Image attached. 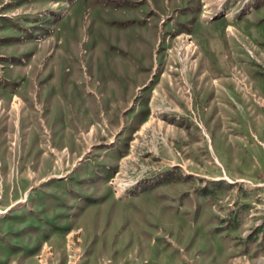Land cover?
Segmentation results:
<instances>
[{"label":"rangeland","instance_id":"374dc122","mask_svg":"<svg viewBox=\"0 0 264 264\" xmlns=\"http://www.w3.org/2000/svg\"><path fill=\"white\" fill-rule=\"evenodd\" d=\"M262 4L0 0V264H264Z\"/></svg>","mask_w":264,"mask_h":264},{"label":"crops","instance_id":"0c3cea01","mask_svg":"<svg viewBox=\"0 0 264 264\" xmlns=\"http://www.w3.org/2000/svg\"><path fill=\"white\" fill-rule=\"evenodd\" d=\"M262 5H264V4H262ZM13 97L18 99V97H17L16 94H13ZM13 102H14V101H13ZM15 103L17 104L18 102H14V105H15ZM10 201H11V197H10ZM0 203H1V202H0ZM12 203H13V202L11 201V202L5 204L3 208L0 206V209L5 210V209L8 208ZM240 225H241V224H240ZM240 225H238V224H235V225H234V227H235V231H236V232H237V230H240V227H241ZM240 234H241V233H240ZM236 244H237V248H238L239 250H241V249L243 248V245H242V244H240V243H236ZM249 248H250V247H249ZM248 251H250V249H248Z\"/></svg>","mask_w":264,"mask_h":264},{"label":"bare ground","instance_id":"6f19581e","mask_svg":"<svg viewBox=\"0 0 264 264\" xmlns=\"http://www.w3.org/2000/svg\"><path fill=\"white\" fill-rule=\"evenodd\" d=\"M188 46H189V43H186L184 47H188ZM14 102H16V100H14ZM15 105H16V103H15ZM0 212H3V210L0 209Z\"/></svg>","mask_w":264,"mask_h":264}]
</instances>
